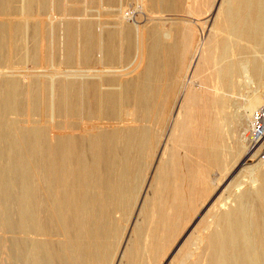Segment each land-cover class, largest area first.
Here are the masks:
<instances>
[{
	"label": "bare ground",
	"instance_id": "obj_1",
	"mask_svg": "<svg viewBox=\"0 0 264 264\" xmlns=\"http://www.w3.org/2000/svg\"><path fill=\"white\" fill-rule=\"evenodd\" d=\"M213 1L0 0V264H264L258 164H241L187 230L211 179L256 155L255 108L238 143L250 103L224 95L243 79L264 88V0H220L187 76V26L163 20Z\"/></svg>",
	"mask_w": 264,
	"mask_h": 264
},
{
	"label": "rangeland",
	"instance_id": "obj_2",
	"mask_svg": "<svg viewBox=\"0 0 264 264\" xmlns=\"http://www.w3.org/2000/svg\"><path fill=\"white\" fill-rule=\"evenodd\" d=\"M122 1V0H121ZM220 0H214L212 3H211V7H209V10H206L205 11V13L203 12V16L201 15V16H192V15H187L186 14V16H185V14L183 15L182 13H180L179 15H174L173 13L171 14V15H173L174 17H172V18H174L175 20L174 21H165V20H163V22H168V28H170L171 29V31L172 30H174V31H172L173 33L176 31V30H183L182 28L186 25L187 26V28H186V30L184 31L183 30V32L182 31H177L178 33H182L183 35H185L184 37H185V39L187 40L186 42H187V44H186V46L188 47V49H187V47H186V49L188 50V51H190L191 52V54H190V52H188L189 54H188V56H191V57H188L187 58V65H189L190 66V68L188 69V71L190 72H188L187 74V76H190V75H194V72L192 71L193 70V67H194V65H197V63H198V60L197 59H199V57H200V55H201V52H202V47H204V45H205V43H207V41H208V37H209V31H211V27H212V19L210 18L211 16H212V13L214 14V12L216 11L215 9H217V7H218V2H219ZM83 4V7H84V3H82ZM82 4L80 5H77V7H79V8H83V7H80V6H82ZM85 5H86V3H85ZM67 6V9H70V4H67L66 5ZM212 8V9H211ZM211 10V11H210ZM210 11V12H209ZM54 13V12H53ZM129 13V12H128ZM127 13V14H128ZM48 15V14H47ZM45 16V15H43V16H41L40 17V22L45 26V24H46V27L49 25V23H50V21H51V19L50 18H53V16L55 15V13L54 14H49L48 16ZM53 15V16H52ZM155 15H160V16H162V17H160L161 19H167L168 18V16H164V15H166V14H158V13H156ZM50 17V18H49ZM46 18H48V20L46 19ZM189 18V19H188ZM191 18V19H190ZM210 18V19H209ZM213 18V17H212ZM46 19V20H45ZM209 19V22L207 21ZM50 20V21H49ZM185 20H187V21H185ZM194 20L196 21V22H194ZM47 21V22H46ZM185 21V22H184ZM49 22V23H48ZM173 22V23H172ZM176 22H179V23H176ZM192 22V23H191ZM208 22V23H207ZM48 23V24H47ZM183 23H184V25H183ZM159 25V26H162V24H160V23H156V25ZM171 24H173L172 26H171ZM175 24V25H174ZM177 24H179V26L177 25ZM155 25V24H154ZM175 26V27H174ZM182 26V27H181ZM185 26V27H186ZM173 27V28H172ZM179 27V28H178ZM176 28H178V29H176ZM189 29H190V31H189ZM47 31H49V30H47ZM186 31H188V32H186ZM186 32V33H185ZM190 32V33H189ZM209 33V34H208ZM175 34V33H174ZM188 34V35H187ZM190 35V36H189ZM188 38H191V39H188ZM195 38V39H194ZM194 41V42H193ZM197 42V43H196ZM199 42V43H198ZM191 43V44H190ZM192 43H194V44H192ZM196 43V44H195ZM204 43V44H203ZM191 45V46H190ZM198 45V46H197ZM193 47V48H192ZM190 48V49H189ZM192 48V49H191ZM197 48V49H196ZM195 50H197V51H195ZM201 51V52H200ZM193 54H194V56H193ZM199 54V55H198ZM192 57H193V59H192ZM195 58V59H194ZM193 60V61H192ZM191 72H193V73H191ZM196 75H197V77L198 78H200V79H198L197 77V82H200V80L204 77V75H206L207 74V72L206 73H201V74H199L198 72L197 73H195ZM204 74V75H203ZM181 75V77L179 78V76ZM195 75V76H196ZM179 76L177 75L176 77H174V78H177L176 79V81L174 80V78H173V83H174V88H173V91H172V95L174 96V98H175V101H173V103L171 104V106H170V108L171 109H169V111L171 112V115L169 116V118H170V120H172L173 119V115H175L176 114V109H177V106H178V98L177 97H179L178 96V92L180 91L179 89H180V86H182L181 84H183L185 81H186V78L184 77V74H179ZM183 78V79H182ZM184 78H185V80H184ZM195 78V79H196ZM178 80V81H177ZM181 80V81H180ZM184 80V81H183ZM258 82V81H257ZM247 83V79H243V81H240L239 83H238V85H237V90H236V92H235V94L232 96V97H230V96H228V95H224V97L225 98H227V99H229V101H230V104H234L235 105V107H242L243 105H245V102L246 103H250L249 104V113H247L246 115L248 116H246L244 119H243V121L241 122V124L239 123L237 126H235L236 127V129H235V137L234 138H236L237 139V142L238 143H241L240 141V136H242V133H243V131H244V128H246L247 127V124H245V123H247L248 122V120L247 119H249V115H250V110H253L254 108L256 109V108H258V107H260V106H262L263 104H264V100H263V98H264V88H262V89H259V88H257V87H255V85H253V84H246ZM258 84H263V86H264V83H258ZM179 90V91H178ZM178 91V92H177ZM207 93L206 94H208L209 93V91L210 90H205ZM204 91V92H205ZM257 91V92H256ZM257 93H258V96H259V98H258V96H257ZM176 94V95H175ZM263 94V95H262ZM261 95H262V97H261ZM181 97V96H180ZM179 97V98H180ZM261 97V98H260ZM256 99V100H255ZM249 101V102H248ZM252 101V102H251ZM254 101V102H253ZM255 105V107H253ZM174 107V108H173ZM251 108V109H250ZM173 109V110H172ZM168 111V112H169ZM235 113V111L233 110L232 111V113ZM175 113V114H174ZM234 117L233 118H235V115H233ZM169 120V124H171V121ZM168 124V125H169ZM244 127V128H243ZM243 128V129H242ZM240 129V130H239ZM240 132V133H239ZM248 152V151H247ZM253 155V154H252ZM252 155L250 156V157H252ZM255 155V154H254ZM245 157H246V155H243L242 157H241V159L239 160V162H238V164L234 167V168H232L230 171H229V173L227 174H225L224 176V178H223V180H222V182H221V184H220V186H218L217 187V185H218V183H220V181L219 182H217V181H214L213 179H211L212 180V182H213V185H214V190H213V192L211 193V195L209 196V198L207 199V201H206V203H205V205L203 206V208H201V209H199V210H197L196 212V214L193 216V219H192V222H190V224H189V226H188V228H187V230L192 226V224L194 223V221L198 218V216H199V214L202 212V210L216 197V195L218 194V193H221V191H222V189L224 188V185H226L227 184V182H228V180L231 178V176H233V174H235L237 171H238V169L241 167V169H243L244 168V166H257V164H258V167H261V168H263L264 167V163H262L261 161H260V159H259V157H258V155H255V157H253L252 159H250V158H248V160L247 161H243V160H246L245 159ZM245 163V165L244 166H241V164H244ZM260 165H262V166H260ZM150 176V174L147 176V178ZM148 191V190H147ZM143 193H141V196H140V200L142 199V198H145V196L144 195H146L145 194V191H144V188H143V191H142ZM147 193V192H146ZM135 215V216H134ZM137 213H135V211H134V213H133V216L131 217V221H130V224H128V227L130 226V225H132V223H133V221H134V219H137ZM134 218V219H133ZM131 227V226H130ZM129 227V228H130ZM187 230H185L181 235H179V237L175 240V242H174V244H173V246H172V248L170 249V251H169V253L167 254V256H166V258H165V261L164 262H166L167 260H168V258H169V256L171 255V253L173 252V250L176 248V246L179 244V242L182 240V238L184 237V235L186 234V232H187ZM125 241H123V243H124ZM122 248V247H121ZM117 264V262H114V264Z\"/></svg>",
	"mask_w": 264,
	"mask_h": 264
},
{
	"label": "built area",
	"instance_id": "obj_3",
	"mask_svg": "<svg viewBox=\"0 0 264 264\" xmlns=\"http://www.w3.org/2000/svg\"><path fill=\"white\" fill-rule=\"evenodd\" d=\"M247 136L251 153L264 163V104L252 112Z\"/></svg>",
	"mask_w": 264,
	"mask_h": 264
}]
</instances>
